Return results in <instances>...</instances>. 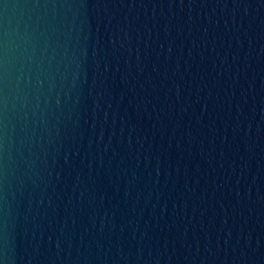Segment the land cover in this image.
<instances>
[{"label":"water","instance_id":"water-1","mask_svg":"<svg viewBox=\"0 0 264 264\" xmlns=\"http://www.w3.org/2000/svg\"><path fill=\"white\" fill-rule=\"evenodd\" d=\"M0 264H264V0H0Z\"/></svg>","mask_w":264,"mask_h":264}]
</instances>
